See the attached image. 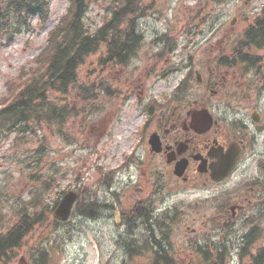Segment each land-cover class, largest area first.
Here are the masks:
<instances>
[{
	"label": "rangeland",
	"instance_id": "rangeland-1",
	"mask_svg": "<svg viewBox=\"0 0 264 264\" xmlns=\"http://www.w3.org/2000/svg\"><path fill=\"white\" fill-rule=\"evenodd\" d=\"M109 0H91L88 6L87 21L92 26L99 24L106 13ZM260 0H143L147 3L146 12L137 21V31L141 38L135 57L126 67L97 66L100 53H93L80 66V78L93 81L95 78L103 80L95 87V94L85 95L84 100L98 99L92 103L82 100L73 92L76 114L69 116L62 125L55 122L26 123L24 130L10 132L0 136V220L16 219V210L24 205L35 191L42 187L43 180H49L50 186L44 195L43 202L53 205L62 194L61 191L82 190L84 195L107 199L110 194L108 183L110 169H116L121 157L129 154L132 147H139L143 132L140 130L146 120V113L142 107L147 103L136 96L127 98L125 91L133 82L138 89H144L153 99H161L170 93L184 74L183 70L172 72L170 76H162L161 64L180 63L181 51L189 46L218 44V38L227 28L231 19L243 11H249ZM49 10L45 21L39 17H31L28 26H22L10 38L11 42L3 40L0 45V98L5 93L7 82H18V75L29 70L36 64L35 55L44 46L48 31L58 22L65 12L68 0H48ZM150 4V5H149ZM203 6H205L203 8ZM202 12L196 15L197 9ZM210 12L211 17L204 19L203 12ZM107 16V15H106ZM240 24L235 30H239ZM230 28V27H229ZM168 35L172 50L169 53L161 52V58L156 61L153 54L165 46L163 39ZM104 48V46L102 47ZM156 69V71H155ZM106 85L111 95L105 93ZM114 92L120 94L114 96ZM126 92V93H124ZM124 96H126L124 98ZM96 107H92L93 104ZM92 107L91 111L87 110ZM15 128V126H13ZM13 128V129H14ZM17 128V127H16ZM18 135V136H15ZM15 136V137H14ZM45 137V139H44ZM114 174V180H115ZM52 179V180H50ZM118 181L124 183L127 173L120 174ZM200 196L203 193L194 190ZM119 194L128 193L125 188ZM123 193V194H124ZM99 195V196H98ZM195 195H179V213L183 215L184 226L181 233L191 231L197 227L193 217L197 216L200 207L193 201ZM125 201V199L123 198ZM170 203V201H168ZM55 204V203H54ZM204 209L207 216L217 213L213 201L206 203ZM27 208L33 209L26 203ZM31 207V208H30ZM39 209V207H37ZM196 212H192V210ZM47 211V210H46ZM75 211V210H74ZM46 221L38 223L25 239L28 245L42 246L50 250L52 256L49 264H151L147 256L129 257L125 250L119 248V235L123 228L115 224L110 214L104 212L94 219H86L79 213L73 212L65 223L54 224L51 214L46 212ZM262 215L253 218L238 220L235 230L224 232L225 239H231L234 247L232 255L224 252L220 255L222 264H252L256 248L264 243V225H255L260 222ZM13 221V222H14ZM247 240L236 254L237 243L242 235L250 228ZM9 222V223H10ZM211 224L208 221L206 229ZM238 229V230H236ZM176 226L162 225L159 236L152 240L167 244L171 252L178 257L179 264L195 263L182 255L178 249L189 240L178 236ZM184 234V236H185ZM218 236V233L210 237ZM223 236V235H222ZM230 241V240H229ZM22 245L16 249V259L9 264H29V247ZM128 250L127 247H125ZM133 250L134 247H130ZM142 250L141 248H137ZM186 250V248H185ZM195 252L196 248L192 247ZM199 250V247L197 248ZM231 250V249H230ZM180 253V254H179ZM37 257V256H35ZM188 259V260H187ZM264 260V257L262 258ZM264 264V261H261Z\"/></svg>",
	"mask_w": 264,
	"mask_h": 264
},
{
	"label": "flooded vegetation",
	"instance_id": "flooded-vegetation-1",
	"mask_svg": "<svg viewBox=\"0 0 264 264\" xmlns=\"http://www.w3.org/2000/svg\"><path fill=\"white\" fill-rule=\"evenodd\" d=\"M231 21L218 44L189 46L181 52L183 80L164 100L153 103L142 143L122 169L114 171L103 213L114 222L118 219L123 228L119 248L134 244L142 249L136 255L158 258L160 244L143 243L142 236L151 230L154 218L170 212L178 236L189 240L178 249L182 255L192 256L185 248L196 246L205 258H218L227 248L222 236L227 227L241 215L247 219L264 212V0ZM134 87L132 82L129 93ZM151 135L156 136L155 144L148 141ZM229 156L236 157L232 169L215 180L213 167ZM124 173L127 179L121 183L118 176ZM122 188L128 193L120 196ZM194 190L203 193L196 196ZM179 195H195L193 201L201 208L198 214L192 210L198 225L186 234L181 233L188 225L179 213L184 199ZM212 201L217 213L210 217L204 209ZM146 215L152 219L149 223L142 220ZM259 251H264V243L257 246Z\"/></svg>",
	"mask_w": 264,
	"mask_h": 264
},
{
	"label": "trees",
	"instance_id": "trees-1",
	"mask_svg": "<svg viewBox=\"0 0 264 264\" xmlns=\"http://www.w3.org/2000/svg\"><path fill=\"white\" fill-rule=\"evenodd\" d=\"M142 2L143 0H109L101 22L92 26L85 18L87 0H69L66 12L49 31L44 48L34 57L36 64L29 70L23 69L18 76L25 78H19L17 85L10 88L6 97L10 100L0 108V136L6 133L5 129L10 132L23 131V124L30 122H55L62 125L69 116L76 114L74 97L69 98V95L75 92L84 100L85 95L95 94L96 89H100L95 87L98 83L104 82L98 78L93 81L82 80L80 66L87 57L103 46L98 61L100 68L127 64L141 38L136 26L139 17L146 12L144 7L147 3ZM48 10V0H0V44L2 40H9L22 26L28 25L32 16L45 19ZM108 86L104 90L107 95H111ZM118 94L114 92V96ZM97 99L94 96L93 100H84L86 102L83 104ZM96 106V103L92 105ZM49 186L50 181L43 180L41 189L35 191L16 210L14 222H10L13 218L7 222L0 220V264L13 262L17 257L16 249L24 244L28 245L25 239L32 229L38 223L46 221L47 211L52 214V208L43 202ZM82 198L83 202H77L75 211L98 210L92 205V196L84 195ZM26 203L33 209L29 210ZM52 220L54 224L58 223L56 219ZM37 245H28L29 264H49L52 253ZM159 254L161 256L151 264H178L164 251ZM197 259L198 261L190 264H222L217 258H210L209 261L204 257ZM253 264H260L259 259H255Z\"/></svg>",
	"mask_w": 264,
	"mask_h": 264
},
{
	"label": "water",
	"instance_id": "water-1",
	"mask_svg": "<svg viewBox=\"0 0 264 264\" xmlns=\"http://www.w3.org/2000/svg\"><path fill=\"white\" fill-rule=\"evenodd\" d=\"M230 164L231 162H229L226 165H222L221 176H223L226 173ZM76 196H77V193L75 191H69L62 197V199L60 200L58 206L56 207L54 211V215L58 219L65 220L68 218L72 204L75 201Z\"/></svg>",
	"mask_w": 264,
	"mask_h": 264
}]
</instances>
